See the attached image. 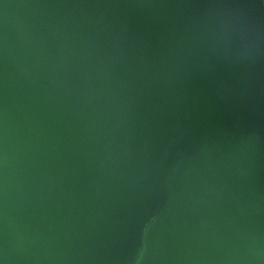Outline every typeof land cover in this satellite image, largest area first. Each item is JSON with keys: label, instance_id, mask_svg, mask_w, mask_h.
I'll list each match as a JSON object with an SVG mask.
<instances>
[{"label": "water", "instance_id": "water-1", "mask_svg": "<svg viewBox=\"0 0 264 264\" xmlns=\"http://www.w3.org/2000/svg\"><path fill=\"white\" fill-rule=\"evenodd\" d=\"M256 0H0V264H264Z\"/></svg>", "mask_w": 264, "mask_h": 264}, {"label": "crops", "instance_id": "crops-1", "mask_svg": "<svg viewBox=\"0 0 264 264\" xmlns=\"http://www.w3.org/2000/svg\"><path fill=\"white\" fill-rule=\"evenodd\" d=\"M256 2L264 13V0H256ZM263 48H264V38H263ZM262 200L264 203V184H263V189H262Z\"/></svg>", "mask_w": 264, "mask_h": 264}]
</instances>
